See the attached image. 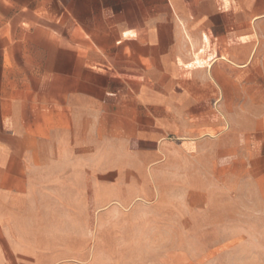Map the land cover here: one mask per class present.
Listing matches in <instances>:
<instances>
[{"label": "crops", "instance_id": "crops-1", "mask_svg": "<svg viewBox=\"0 0 264 264\" xmlns=\"http://www.w3.org/2000/svg\"><path fill=\"white\" fill-rule=\"evenodd\" d=\"M177 145L180 181L209 185L193 211L182 195L176 248L142 259L264 264V0H0V264H105L113 230L117 260L155 247L108 200Z\"/></svg>", "mask_w": 264, "mask_h": 264}, {"label": "rangeland", "instance_id": "rangeland-1", "mask_svg": "<svg viewBox=\"0 0 264 264\" xmlns=\"http://www.w3.org/2000/svg\"><path fill=\"white\" fill-rule=\"evenodd\" d=\"M258 89V88H256ZM220 121H224L220 116ZM217 136L212 130H205L203 132L202 138H207L209 136ZM237 142H243L242 136L236 137ZM159 142V141H158ZM164 142H181L176 136H165ZM185 142V141H183ZM185 147L187 148L186 154L188 158L193 160L196 155V146L194 144L195 140H189ZM150 161L157 164H162L154 168L155 172L158 174L159 180L155 182L149 176L147 177V172H142L140 179L146 181H140L134 184L136 187V194L140 196L138 198H129L127 196V183L118 186V192H122L125 196L122 200L126 201L124 208L122 209L117 200L111 198L108 200V206L113 208V211H109L106 214V219L108 224L116 225L118 223L125 227L128 224H135L129 226L128 237L132 238L133 234H139V238H147V229L153 227L155 229L153 240L156 243L155 247L148 248L147 246L129 247L128 253H124L120 256L119 260L116 259L118 247L115 244L116 238L119 236L118 231H110L108 234V244L103 248V251L107 254V259L105 264H147L145 258L142 259V255H160L169 250H173L176 247H169L167 244L169 241L179 237V225L183 222V216L180 214L181 208H185V196L187 194V204L190 210H194L197 205V201L201 202L200 196L207 189L208 185L201 180L196 181V175L193 170L191 176L188 178L192 179V182H181L180 178V159L181 152L179 146L177 145L175 150L169 152V158L165 162V158L160 151L146 153V156ZM150 170V168H148ZM146 175V176H145ZM199 197V198H198ZM115 208H120L119 211H115ZM134 210V211H133ZM186 216H184V219ZM96 217L93 215V223H96ZM188 228L194 226L195 215H187ZM135 229V231L131 230ZM188 243H194L196 238V232L194 230H189L187 232ZM134 236V237H135ZM188 253L190 255L201 254L205 252L208 248L205 247H195L188 246ZM134 252V256H133Z\"/></svg>", "mask_w": 264, "mask_h": 264}]
</instances>
